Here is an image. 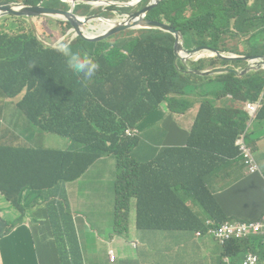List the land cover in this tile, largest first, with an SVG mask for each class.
<instances>
[{
	"label": "trees",
	"instance_id": "16d2710c",
	"mask_svg": "<svg viewBox=\"0 0 264 264\" xmlns=\"http://www.w3.org/2000/svg\"><path fill=\"white\" fill-rule=\"evenodd\" d=\"M41 1L0 0L28 5ZM62 2L45 0L43 6L58 7ZM146 4L148 0H143L136 8ZM134 9L121 10L129 13ZM147 19L164 22L180 31L187 49L206 45L236 55L264 57V0H163ZM64 26L63 34L71 24L67 22ZM228 31L246 34V53L235 50L236 46L232 49L217 46L218 40L212 35L219 39ZM206 35L207 42L193 39ZM174 46V35L155 29L122 32L94 43L78 37L73 41L74 50L90 55L100 64L99 71L85 86L68 70L65 58L45 45L33 30L11 35L0 28V96L13 100L24 93L17 106L31 126L64 138L71 148L0 146V191L6 198L22 196L26 190L41 191L52 199L64 216L61 221L67 222L76 234L66 184L85 175L82 166L88 170L101 157L112 156L116 160L117 180L114 191L106 197L115 203L114 234H128L130 238L135 228L164 234L175 242V234L179 232L193 235L199 230H217L224 222L212 221L205 226L196 220H186L182 212L174 220L176 205L171 198L179 203V190L207 189L205 181L209 183L211 177L223 173L232 160L238 161L236 139L247 116L241 104L264 98V69L207 77L212 88L205 95L194 91L193 97L187 99L185 77L193 79L197 75L184 71L188 67L205 70L190 65L206 59L190 62L188 66L180 60L176 63ZM232 62H239L238 66L244 63L240 71L248 66L243 60ZM218 68L221 67L207 69ZM167 98L168 109L175 114L201 105L188 144L165 148L159 154L154 147H147L143 154L139 150L141 137H129L126 130H135ZM219 101L221 106L216 104ZM258 118L264 119V107ZM193 197L211 215L212 209L202 195ZM15 206H19L18 202ZM81 206L87 209L83 202ZM187 212L192 214L189 209ZM51 219L56 221V228L60 220ZM13 226L14 223L0 216V240L8 236ZM263 242L264 236L233 238L224 245V257L233 260L248 253L264 257Z\"/></svg>",
	"mask_w": 264,
	"mask_h": 264
},
{
	"label": "crops",
	"instance_id": "0c3cea01",
	"mask_svg": "<svg viewBox=\"0 0 264 264\" xmlns=\"http://www.w3.org/2000/svg\"><path fill=\"white\" fill-rule=\"evenodd\" d=\"M38 21L39 19L33 20L40 30L41 26ZM17 99L12 100L0 96V108L4 109ZM221 104L222 101H219L218 106ZM248 104H260L259 111L252 115L247 110ZM241 105H243L247 116L245 127L239 133L236 143L240 135H245L250 146L256 147L260 172L250 174L241 157L238 161L232 160L226 165L223 173L211 177L209 183L205 181L207 189L199 187L192 190L193 195L201 194L206 200L207 205L212 209L211 215L207 213L201 201L195 197L188 200L182 210L178 208L176 200L170 197L176 205L174 220H177L179 215L181 216V212L186 220H196L205 226L218 220L222 222H250L264 217V119L258 118L260 110L264 107V98ZM200 107L201 105L197 104L183 114H175L168 109L167 103L166 106L163 104L159 106L137 127V136L142 139L139 150L144 154L147 147H154L159 154L168 147H186ZM25 127H31L27 118ZM36 129L39 131L38 128ZM4 145L27 149L45 148L43 145L30 147L14 141H5L3 137H0V146ZM104 161V169H107L108 164L115 163L113 175L117 180L115 158L106 156ZM89 179L96 181L91 178L90 172L87 171L79 180L66 184L72 212L75 211L73 198H77L81 193L80 184L82 182H84L83 189L90 188L93 190L104 187L103 181H96L98 185H92ZM19 196L20 194L17 197L14 195L8 199L0 191V216L4 220L14 223L8 236L0 240V264H112L109 262L110 252L116 256V263L114 264H203L201 254L205 251L209 253L208 264H221L223 262L243 264L246 256H237L233 260L224 257V245L215 240L208 232L199 230L193 235H190L189 232L175 234L174 241L180 245L172 244V240L162 234L161 248H165L166 252L161 256L154 254L153 250L149 249L146 244L144 246H147L148 249H144L141 242H138L140 245L137 251H133L132 257L130 255L131 247L126 244V239H134V234L131 233L130 238L114 234L108 239L99 235L97 230L88 223L86 233L77 234L78 220L81 218L74 215L73 223L76 234L68 228L65 231L66 235L62 236L58 234L55 228L56 221L50 218L49 212L44 208L46 201L41 191L26 190L22 196ZM184 196L188 198L187 195ZM87 197H89L88 194ZM100 197H106V195L103 193L90 198ZM14 201L18 202L19 206H15ZM180 201L181 197L179 196V203ZM78 204L81 206L80 200ZM187 209L191 211V215ZM20 210L25 212H20ZM45 212L49 215L48 220L41 217ZM87 212L88 208L85 215ZM83 225H86L84 221ZM136 231L139 230L136 229ZM93 245L98 250H93ZM257 255L260 262L264 264V257ZM103 257H105L104 260Z\"/></svg>",
	"mask_w": 264,
	"mask_h": 264
},
{
	"label": "rangeland",
	"instance_id": "374dc122",
	"mask_svg": "<svg viewBox=\"0 0 264 264\" xmlns=\"http://www.w3.org/2000/svg\"><path fill=\"white\" fill-rule=\"evenodd\" d=\"M69 2V5L71 6L70 0H67ZM153 0H148L149 3H151ZM98 5H88V4H78L75 8V13L80 17H90L95 14L101 16L100 18L102 20L107 19L111 21H118L120 22L123 18L126 17V13H122L121 11H107V8L113 4H116L118 7H121V4L115 3L113 1H110V3H103V2H96ZM60 5H64L66 9L69 8V5L63 1ZM103 10V11H102ZM140 10V9H136ZM134 10V11H136ZM105 13H108L109 16H104ZM101 19H96L93 22H91L89 25L82 28L83 30H87V33L84 31L86 35L89 36H96L100 35L102 31V24L107 25L106 22L102 21ZM20 18H16L13 16H6L0 19V28H3L11 35H17L21 32H31L34 30L35 34L39 37V39L47 46H50L54 48L56 42L60 39H71L72 42L76 38V33L72 31V28L66 29L65 33L63 34V30H65V24L67 23L64 20L58 19L56 17H39V23L41 26V29L38 30L37 25L33 22L31 19V22H20ZM11 28L13 29H10ZM212 35V34H211ZM188 40L190 39L189 36H187ZM213 39L218 40L217 46L220 47V49H223V47H226L228 49H232L234 46L238 47L235 48V50L246 53V43H247V36L246 34H235L230 31L226 32L222 36L216 38L212 35ZM194 40L198 42H207L209 38L201 37V36H195L193 38ZM239 62H226L221 61L219 58L216 59H206L196 64H191L190 66L193 67H200L207 69L210 66L215 67H237ZM240 66H244V63H242ZM187 73V70L184 71ZM185 85L187 94L186 98H192L194 91L199 93L200 95H205L206 91L210 90L212 88V85L210 83V80L207 79V77H195L193 79L185 77ZM24 94V93H23ZM23 96L18 98L14 101L13 104L5 107L4 109L0 108V137H3L5 141H14L17 143H21L23 145L27 146H44L48 149H60V150H69L70 145L67 143L64 138L59 137L55 134L49 133V132H42L38 131L34 126H31L30 128L25 127V121L26 117H24L19 111H18V103L22 100ZM169 98L166 99V101H163V105L166 106V103L169 102ZM196 99H199L196 97ZM218 105V102L216 103ZM249 146V145H248ZM252 153L256 156L257 160V149L256 147L251 148ZM106 156L101 157L100 160H97L94 162V165L90 170H87V167L82 166L81 171H89L91 178H94L96 181H103L104 187H98L96 189L91 190L90 188L83 189L84 182L80 184L82 187L80 190V194L77 196V198H73V207L75 211H73V214L81 218L78 220V227H77V234H84L87 231V223L92 226L95 230H97L98 234L105 237L110 238L111 236H114V213H115V203L111 197H100L96 199H92L90 197H94L101 194H109L114 191V186L116 183V179L113 175V170L115 167V163L108 164L107 169H104L105 161L104 159ZM114 161V160H113ZM106 172V173H105ZM92 185H98V182L93 181L89 179ZM82 192H85V194H82ZM90 192V193H89ZM87 194L89 197H87ZM178 195L181 197L180 203H177L180 207V209L184 208V205L188 202V200H192L193 198V192H186L185 190H179ZM184 195H187L188 198H186ZM83 202L87 208L88 212L85 215L87 209L82 208L78 201ZM46 204L44 205V208L49 212V215L51 218L59 219V223L56 226V229H58L59 233L64 235L65 230L68 228L67 222L61 221V219L64 218L59 212L58 209L55 207V204L52 202V199L49 198L47 195L45 196ZM71 207V204H70ZM17 213V211H14ZM72 212V209H71ZM49 215L47 212L43 213L41 217L45 220L49 219ZM83 221L86 225H83ZM132 234H134V239H126V244L131 247L130 255L132 256L133 251H137L139 247V243L141 242V245L144 246L146 244L149 249L153 250L154 254H157L161 256L166 252L165 248H161V239L163 238V235L161 233H157L154 235H147L143 231H136L134 228L132 230ZM131 234V235H132ZM124 237L128 238V234L122 235ZM172 244H179L177 241L171 242ZM180 245V244H179ZM147 246H144V249H148ZM93 250H98L96 246L93 245ZM133 257V256H132ZM208 252H203L201 254V258L203 260V264H208ZM105 257H103V260ZM193 260L195 258H192ZM2 261H4L2 259Z\"/></svg>",
	"mask_w": 264,
	"mask_h": 264
},
{
	"label": "water",
	"instance_id": "95a60500",
	"mask_svg": "<svg viewBox=\"0 0 264 264\" xmlns=\"http://www.w3.org/2000/svg\"><path fill=\"white\" fill-rule=\"evenodd\" d=\"M37 6H27L25 4H15L8 2H0V17L5 15H13L14 17H26L30 19L31 17H56L58 19L64 20L71 24L72 31L76 33V38L80 37L82 40L94 43L106 40L116 34L127 32V31H137L141 29H155L161 30L163 32L170 33L175 36V46L174 54L175 61L180 60L186 66L190 62H197L202 59L208 58H219L223 61H234V60H243L248 66L243 71L234 70L232 67L218 68V69H190L188 67L187 73L202 77H213L216 75H223L226 73L234 72L237 74L248 73L251 71H257L264 69V57L259 56H245V55H236L232 52H222L212 47L202 45L198 47H193L191 49L186 48V40L183 34L172 28L170 25L148 20L146 17L163 0H153L151 3L146 5L144 8L136 11H131L127 13L126 17L123 18L120 22L111 21L104 19L102 20L97 14L90 17H80L75 13V8L78 4H88V5H98L96 2L110 3L113 0H70L71 6L67 0H64L66 4L69 5L68 9H53L50 7L43 6V2ZM63 1V0H62ZM138 5L143 0H134ZM114 2V1H113ZM114 5V4H113ZM112 6V5H111ZM121 7H132L130 3L121 4ZM109 8V7H108ZM107 8V11H108ZM103 11V10H102ZM101 19L106 22L107 25L102 24V33L96 36H89L84 33L85 26L89 25L96 19ZM75 38V39H76Z\"/></svg>",
	"mask_w": 264,
	"mask_h": 264
},
{
	"label": "built area",
	"instance_id": "2783aa9c",
	"mask_svg": "<svg viewBox=\"0 0 264 264\" xmlns=\"http://www.w3.org/2000/svg\"><path fill=\"white\" fill-rule=\"evenodd\" d=\"M260 104H248L247 110L249 113L254 115L259 111ZM127 135L133 136L134 132L127 130ZM240 157L250 174H256L260 172V167L257 161L256 156L251 151V146L246 140L245 135H240L236 143ZM249 145V146H248ZM250 236H264V217L262 219L250 222H232L227 221L223 223L221 232H215V237L221 239L219 242L221 244H226L233 238H247ZM110 262L116 261V256L112 255V252L109 253ZM243 264H262L260 258L257 254L248 253L245 256Z\"/></svg>",
	"mask_w": 264,
	"mask_h": 264
},
{
	"label": "clouds",
	"instance_id": "9594fccd",
	"mask_svg": "<svg viewBox=\"0 0 264 264\" xmlns=\"http://www.w3.org/2000/svg\"><path fill=\"white\" fill-rule=\"evenodd\" d=\"M131 1L135 2L134 0H130L127 3H130ZM8 3H15V2H8ZM40 3H38L37 5H39ZM115 3L125 4V3H120V2H115ZM15 4H25V3H15ZM148 4H149V2H148ZM148 4H146V5H148ZM25 5H27V6H37V5H28V4H25ZM145 6H143L142 8H144ZM123 8H128V7H123ZM142 8H135L134 10H136V9H142ZM134 10H132V11H134ZM6 16H13V15H5V16L0 17V19L3 18V17H6ZM33 17H35V16H33ZM16 18H20L21 20H25L26 22H31L30 19H28L26 17H16ZM36 18L39 19V17H36ZM54 50L60 56H62V57L65 58L66 66H67L68 70H70V72L73 75H75L76 77L80 78L81 82H83L85 84V86L87 85V81L91 80L96 75V73L99 71V69H100V64L98 62H96L90 55H88L86 53H81L78 50H74V48H73V42H72V40L70 38L69 39H63L62 38V39L58 40L56 42L55 46H54ZM128 130H130V129H128ZM136 130H137V128L135 130H133V132H134V135L133 136L127 135V130H126V135L129 136V137H135V136H137ZM222 226H223V224L217 230L209 231L208 232L218 242L221 239V237L216 238L215 237V232H217V233L221 232ZM58 234H60L59 231H58ZM60 235H62V234H60ZM65 235H66V232L62 236H65ZM226 244H222V245H226ZM109 262H110V260H109ZM110 263H112V262H110ZM114 263H116V261L113 262L112 264H114Z\"/></svg>",
	"mask_w": 264,
	"mask_h": 264
},
{
	"label": "flooded vegetation",
	"instance_id": "af4514ba",
	"mask_svg": "<svg viewBox=\"0 0 264 264\" xmlns=\"http://www.w3.org/2000/svg\"><path fill=\"white\" fill-rule=\"evenodd\" d=\"M130 5L133 6L134 8L137 7V4H136L135 2H133V1L130 2ZM113 7H115V8H113L112 10L109 8V10H111V11H117V10H119V11H121L122 13H124V12L121 10L123 7H118L116 4H114ZM50 8H53V9H66L64 5H59L58 7H50ZM104 16L108 17L109 14L106 15V13H105ZM71 27H72V26H71ZM240 68H241V66L239 65L238 67H235V68H233V69H234V70H239ZM86 172H87V171H86ZM86 172H85V173H86Z\"/></svg>",
	"mask_w": 264,
	"mask_h": 264
},
{
	"label": "bare ground",
	"instance_id": "6f19581e",
	"mask_svg": "<svg viewBox=\"0 0 264 264\" xmlns=\"http://www.w3.org/2000/svg\"><path fill=\"white\" fill-rule=\"evenodd\" d=\"M84 31L87 33V30L84 29Z\"/></svg>",
	"mask_w": 264,
	"mask_h": 264
}]
</instances>
